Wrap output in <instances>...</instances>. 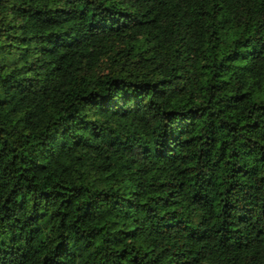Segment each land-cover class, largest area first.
<instances>
[{
	"label": "trees",
	"instance_id": "16d2710c",
	"mask_svg": "<svg viewBox=\"0 0 264 264\" xmlns=\"http://www.w3.org/2000/svg\"><path fill=\"white\" fill-rule=\"evenodd\" d=\"M0 264H264V0H0Z\"/></svg>",
	"mask_w": 264,
	"mask_h": 264
}]
</instances>
